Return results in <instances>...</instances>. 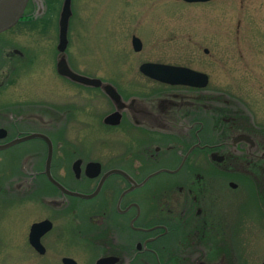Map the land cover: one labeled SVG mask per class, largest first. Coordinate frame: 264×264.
<instances>
[{
  "label": "rangeland",
  "instance_id": "obj_1",
  "mask_svg": "<svg viewBox=\"0 0 264 264\" xmlns=\"http://www.w3.org/2000/svg\"><path fill=\"white\" fill-rule=\"evenodd\" d=\"M46 3L44 13L34 14L40 18L37 22L21 21L0 35L8 43L4 54L16 49L26 55L15 64L6 57L0 59V83L6 85L0 91V101L5 103L0 104V127L7 126L8 118L16 115L28 117L20 119L26 123L23 131L46 129L43 118L64 111L59 116L67 117L63 120L66 133L64 138L54 136L56 144L63 148L78 143L85 156L99 158V151L109 141L102 131L97 141H82V134L88 131L83 122L90 121L89 107L101 118L109 107L94 90L70 84L55 72L63 0ZM71 11L66 55L75 72L114 81L124 88L130 84L126 87L129 93L147 94L159 86L143 77L141 64L188 67L207 74L208 89L230 95L233 104L246 106L256 121L264 124V0H71ZM133 36L142 42L140 51L133 50ZM49 130L54 134L53 129ZM76 132L80 133L79 141ZM41 150V143L34 140L0 151V264H62L61 258L66 256L74 257L78 264H92L99 252L76 228L83 226L82 231H88L89 217L102 209V200L71 197L68 206L58 211L61 208L54 195L44 199V207L43 194L54 193L55 188L43 180H39L40 190L32 194V200L18 198L28 193L25 186L15 187L20 179L10 174L21 167L26 155L40 156L37 163L41 162L44 154H37ZM67 158L70 156H65L66 163ZM63 181L71 183L73 179L66 174ZM227 196H237L235 201L240 194ZM224 198L230 207L235 206L232 199ZM236 204L241 205L237 223L230 220L229 212H221V221L217 219L225 233L234 231L236 247L230 258L233 264H263V218L256 213L255 226H250L254 214L249 205L240 201ZM43 218L53 220L55 226L42 240L47 253L41 256L29 246L28 232L32 223ZM226 235L231 238L230 232ZM222 246L216 257L226 255L231 247Z\"/></svg>",
  "mask_w": 264,
  "mask_h": 264
},
{
  "label": "flooded vegetation",
  "instance_id": "obj_2",
  "mask_svg": "<svg viewBox=\"0 0 264 264\" xmlns=\"http://www.w3.org/2000/svg\"><path fill=\"white\" fill-rule=\"evenodd\" d=\"M36 12L35 3H30L24 21L33 24ZM7 45L0 38V59L6 57L15 64L17 59L26 58L16 49L4 54ZM143 77L159 88L147 94L129 93L126 87H131L130 84L124 88L117 82L102 80L113 85L120 95L124 104L120 110L101 88L88 87L95 91L96 97L104 99L110 110L101 118L91 106L87 112L90 121L83 122L88 131L82 134V141H97L101 131L106 134L103 138L109 142L104 141L106 145L99 151V158L85 156L79 151L78 143L63 148L56 144L54 136L64 138L66 133L63 120L67 117L59 116L64 111L55 117L45 116L46 129L26 131L22 128L26 123L22 121L28 117L12 115L7 126L0 127L5 131L0 144L33 133L45 135L52 145L53 178L69 191L94 194L88 199L76 198L103 201L102 209L90 215L88 231H82L83 226L76 228L99 252L92 264L101 258L115 259L113 264H233L230 254L236 247L234 231H227L231 233V238L228 237L217 219L221 212H229L230 220L237 223L241 205L236 203L240 201L247 202L254 214L252 223L256 213L264 221V124L258 123L246 106L233 104L230 95L208 89V84L171 85ZM4 87L0 83V91ZM115 113L119 114L118 118L105 122ZM79 134H74L77 141L81 140ZM34 140L41 143L42 150L37 154H44V159L37 163L40 156L26 155L21 167L10 174L20 179L16 188L26 187L28 194L18 196L20 199L30 198L40 190L39 180L52 185L45 175L48 145L43 139L34 138L3 149ZM67 155L68 163L64 161ZM66 174H70L73 182L63 181ZM52 186L55 192L43 194L40 200L44 205L46 197L56 195L61 211L73 196ZM227 194H240V197L234 201L237 196L230 198ZM224 197L232 199L235 206L230 207ZM44 220L51 221L52 228L40 239L45 251L36 252L41 256L47 253L42 240L55 226L49 218L37 222ZM222 245L231 247L226 255L219 253L221 256L216 257ZM64 258L78 264L72 256L62 257V264Z\"/></svg>",
  "mask_w": 264,
  "mask_h": 264
},
{
  "label": "water",
  "instance_id": "obj_3",
  "mask_svg": "<svg viewBox=\"0 0 264 264\" xmlns=\"http://www.w3.org/2000/svg\"><path fill=\"white\" fill-rule=\"evenodd\" d=\"M182 1L186 3H205L212 0H182ZM31 2L35 3V7L37 9L36 14L40 15L45 9L43 0H0V33H3L13 28L22 19L27 6ZM71 16H72L71 0H64L58 19V44L56 49L59 57L56 62L57 73L60 76L68 78L72 82L81 84L83 86L101 88L114 101L117 110L122 109L124 107V104L121 100V97L111 84L103 83L98 78H91L76 73L69 66L66 55V49L68 46V29H69V21ZM132 45L135 51H139L141 49L142 43L140 39H138L137 37H133ZM139 69L145 76H148L154 80L171 85H189V86L203 87L207 85L208 82V78L206 74L180 66H173V65L159 64V63H144L140 66ZM116 116L118 118L119 114L115 113L111 117H108L105 120V122L108 121L110 122L111 121L110 119H113V117ZM0 133H3L2 135H0V138H3L5 131L0 130ZM34 138H41L44 141H46L48 145V155H47V161L45 167V175L48 181L56 188L63 191L66 195L85 198V199L93 197L94 194L87 195V194L69 191L53 178V176L50 173L52 145H51V141L45 135L40 133H33L21 138H17L5 144H0V150L7 149L17 143ZM51 228H52V223L49 220H44L41 222L34 223L30 227L28 241L29 244L37 252L43 253L45 251L41 244L40 239L45 233L50 231ZM63 262L65 264H75L73 260L67 258L63 259ZM114 262L115 259L101 258L97 261L96 264H113Z\"/></svg>",
  "mask_w": 264,
  "mask_h": 264
},
{
  "label": "trees",
  "instance_id": "obj_4",
  "mask_svg": "<svg viewBox=\"0 0 264 264\" xmlns=\"http://www.w3.org/2000/svg\"><path fill=\"white\" fill-rule=\"evenodd\" d=\"M36 20H34V22H35ZM38 21V20H37Z\"/></svg>",
  "mask_w": 264,
  "mask_h": 264
}]
</instances>
